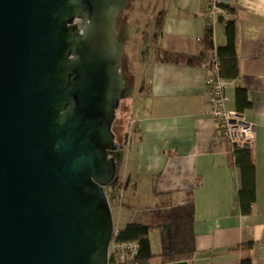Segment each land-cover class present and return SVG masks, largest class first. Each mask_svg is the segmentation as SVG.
<instances>
[{"label":"water","instance_id":"obj_1","mask_svg":"<svg viewBox=\"0 0 264 264\" xmlns=\"http://www.w3.org/2000/svg\"><path fill=\"white\" fill-rule=\"evenodd\" d=\"M124 2L0 0V264H108Z\"/></svg>","mask_w":264,"mask_h":264},{"label":"crops","instance_id":"obj_2","mask_svg":"<svg viewBox=\"0 0 264 264\" xmlns=\"http://www.w3.org/2000/svg\"><path fill=\"white\" fill-rule=\"evenodd\" d=\"M225 3L234 9L229 19L237 27L240 73L226 88V107L236 109L235 88L245 89L250 105L241 112L254 125L249 152L255 192L249 212H241L236 200L240 176L234 152L209 114L206 60L212 54L202 49L208 0H166L160 11L157 50L141 100L132 107L119 177L122 187L126 182L136 191L145 181L148 197L159 201L156 210L193 203L192 264H240L242 257H249L250 264H264V0ZM212 31L214 45L224 44L223 24L212 23ZM161 50L199 57L200 62L161 61ZM149 240L157 253V230L149 233ZM248 242L249 248L240 247Z\"/></svg>","mask_w":264,"mask_h":264},{"label":"trees","instance_id":"obj_3","mask_svg":"<svg viewBox=\"0 0 264 264\" xmlns=\"http://www.w3.org/2000/svg\"><path fill=\"white\" fill-rule=\"evenodd\" d=\"M229 16L234 12L233 7L224 3L223 5ZM207 8V7H206ZM207 12V10H206ZM205 12V13H206ZM222 19L219 17L217 22L223 24V32L225 35V43L222 45H214L212 23L209 22V16L206 14L208 24L205 27L202 38V49L204 54L215 53L218 61L219 74L227 83L235 82L239 77L238 53H237V27L235 20ZM162 18L157 23V31L154 34V40L160 33ZM157 50V47H156ZM211 56L206 60L207 67H210ZM158 59L165 62H185L188 64L200 62L199 57H188L177 52L161 50L158 53ZM142 84V92L144 90ZM250 105L245 89L235 88V108L242 111ZM134 125L131 131L134 132ZM129 139V131L126 133L124 144ZM235 163L239 170L240 186L237 190L236 200L240 210L243 213L249 212L250 205L254 200L255 192V173L254 165L251 160L250 152L245 153L244 149H234ZM121 185V180L116 174L114 180L105 187V192L109 202L116 198V188ZM167 210V211H166ZM166 210L156 211V220L149 223L129 222L124 227L118 228L117 234L113 240L115 242L135 241L137 243L136 255L120 264H151L153 258L159 260V264H171L175 262H186L192 264L191 260L196 250L195 234L192 229V217L194 206L193 203H181L171 206ZM157 230L159 233L160 249L157 253H153L150 247L149 233ZM251 243L241 244V248H249ZM113 254L109 258L110 264L114 260ZM249 257H242L240 264H250Z\"/></svg>","mask_w":264,"mask_h":264},{"label":"rangeland","instance_id":"obj_4","mask_svg":"<svg viewBox=\"0 0 264 264\" xmlns=\"http://www.w3.org/2000/svg\"><path fill=\"white\" fill-rule=\"evenodd\" d=\"M165 3L166 0H125L122 9L114 17L115 29L122 35L124 43L120 71L128 90L127 96L119 102L112 123L118 143L117 151L120 153L116 174L121 177L126 150L124 141L131 115L134 114L132 107L140 102L142 84L150 73L157 47L154 34ZM122 192L120 198L109 202L115 228H122L133 221L147 223L156 220L159 201L148 197L149 185L145 181L139 182L137 191L130 184L126 186L125 182ZM151 264H159V260L153 258Z\"/></svg>","mask_w":264,"mask_h":264},{"label":"built area","instance_id":"obj_5","mask_svg":"<svg viewBox=\"0 0 264 264\" xmlns=\"http://www.w3.org/2000/svg\"><path fill=\"white\" fill-rule=\"evenodd\" d=\"M225 0H208L207 12L209 22H216L219 17L227 19L229 13L223 6ZM210 67L208 66V76L206 85L209 90V114L216 123L218 133L227 141L231 149L235 148L250 151L254 144V125L246 121L244 114L236 109L226 107L227 97L225 91L229 83L222 79L218 70V61L212 52ZM116 198L123 194L122 186L116 188ZM118 228H113L112 238L109 243V258L113 254L114 260L111 264H120L133 258L137 253V243L135 241L115 242L114 236ZM108 264H110L108 259Z\"/></svg>","mask_w":264,"mask_h":264},{"label":"flooded vegetation","instance_id":"obj_6","mask_svg":"<svg viewBox=\"0 0 264 264\" xmlns=\"http://www.w3.org/2000/svg\"><path fill=\"white\" fill-rule=\"evenodd\" d=\"M114 154H116V155H117V154H119V152H118L117 150H115V151H114Z\"/></svg>","mask_w":264,"mask_h":264}]
</instances>
